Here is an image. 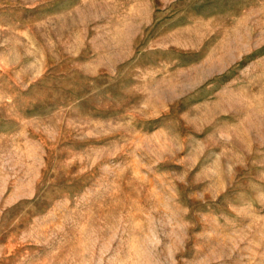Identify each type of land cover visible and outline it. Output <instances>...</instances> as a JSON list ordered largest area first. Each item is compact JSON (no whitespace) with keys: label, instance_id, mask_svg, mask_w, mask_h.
I'll return each mask as SVG.
<instances>
[{"label":"rangeland","instance_id":"obj_1","mask_svg":"<svg viewBox=\"0 0 264 264\" xmlns=\"http://www.w3.org/2000/svg\"><path fill=\"white\" fill-rule=\"evenodd\" d=\"M0 264H264V0H0Z\"/></svg>","mask_w":264,"mask_h":264}]
</instances>
